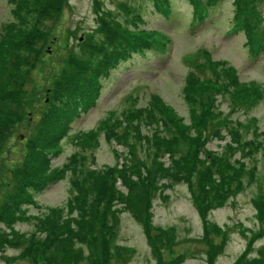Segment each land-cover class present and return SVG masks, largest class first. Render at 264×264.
Listing matches in <instances>:
<instances>
[{
	"label": "rangeland",
	"instance_id": "obj_1",
	"mask_svg": "<svg viewBox=\"0 0 264 264\" xmlns=\"http://www.w3.org/2000/svg\"><path fill=\"white\" fill-rule=\"evenodd\" d=\"M240 9V22L249 14L258 19L263 42L254 57L246 21L235 25ZM118 29L150 43L135 50L119 36L115 47L124 53L102 68L96 102L70 110L44 155L45 172L58 175L20 190L17 171L41 134V119L61 107L58 86L70 56L96 65L100 59L87 46L101 45L104 34L116 42ZM0 44L29 50L33 59L23 68L28 72L13 131L0 148V264H264V0H0ZM202 88L210 95L195 99ZM230 93L245 96L247 104L233 102ZM63 94L64 107L74 103ZM202 108L197 116L212 127L197 133L194 111ZM168 119L177 127L166 125ZM186 127L183 139L179 130ZM155 132L160 139L176 135L175 157L186 152L181 167L189 165L188 157L194 165L188 179L179 173V179L143 182L129 168L130 143L148 150ZM149 154L146 162L171 161L167 152ZM108 169L110 195L91 202L92 178ZM207 169L212 180L203 193L196 183ZM146 185L153 190L143 204L144 223L126 202L139 199ZM54 218L71 232L65 243L56 234L46 241L38 228ZM143 224L165 232L157 244L153 240L154 249ZM209 241L219 243L212 252Z\"/></svg>",
	"mask_w": 264,
	"mask_h": 264
},
{
	"label": "trees",
	"instance_id": "obj_2",
	"mask_svg": "<svg viewBox=\"0 0 264 264\" xmlns=\"http://www.w3.org/2000/svg\"><path fill=\"white\" fill-rule=\"evenodd\" d=\"M155 1V0H154ZM57 11V10H55ZM241 13V9L239 12H237L236 15V26H242V22L246 21V28L243 27L246 30L247 38L249 40L248 47L250 48V57H254L253 53H256V49L260 47V41L258 36V19L255 21V17L251 16L250 14L248 16H245L242 21H239V15ZM51 16H56V13L53 12ZM54 18V19H55ZM255 22H251V21ZM249 24V26H248ZM250 27V29H248ZM233 28V27H232ZM231 28V29H232ZM110 31V30H109ZM232 31V30H230ZM118 32V33H116ZM116 42L111 41V37L109 34L102 35L100 39L106 38L101 45L97 47L96 41H93L90 45L87 46L86 50H89L96 58H99L100 60H97L95 63L96 65L88 66L84 65L85 62L78 61L73 58V55L70 56V63L65 67V71L63 73V76L61 78L60 84L58 86V91L62 92V94L58 93L60 95V106H53V109L49 111V113L44 116L41 119V134L38 137V139L35 142H32L30 144V152L28 154V158H25L22 166L18 169L17 174L21 176V187L20 190H23L26 183H31V185H43L45 181L53 179L56 175H58L57 172L53 173H46L45 172V153H47L49 149L50 143H52L53 140H55L61 133L63 132L64 126L61 128V120H63L65 117H69L71 115L70 110H76L79 111L78 108L86 109L87 107H90L93 103L96 102V97L98 96L99 90H101L102 83L99 82V74L101 73L102 68H105L111 61H115L121 58V55L124 52H121L124 50L123 46H120L118 48L115 47L117 45L119 36H122V42L126 44V47H131L132 49H138L137 45L144 46L147 45V43H150L149 39L145 36H134L128 33H125L124 31L119 32V29L116 30ZM125 33V34H124ZM6 46L0 44V148L3 146L7 138L11 135L14 127V116H16L15 110L17 102L18 95L22 91V87L24 84L26 73L28 72V69H25L23 71V68L32 67V61L33 59L30 58V51L29 50H23L20 51L17 49V46L13 47L10 50H5ZM120 49V52H119ZM143 56V52H137ZM257 54V53H256ZM88 61V60H87ZM89 62V61H88ZM80 85V86H79ZM206 85V84H205ZM189 87L188 82L186 83V88ZM80 88L79 90H77ZM204 91V92H202ZM259 92V90H257ZM67 94L68 96H72L74 99V103L68 102V106L64 107L63 99L64 94ZM204 93L206 96H209V90L207 88H202L200 92H198L195 99L204 100ZM229 97L233 102H237L239 104H247V99L245 96H239L234 95L232 93L229 94ZM238 97H241L240 99ZM8 104H13V106H10ZM229 104H232L230 102ZM69 108V109H67ZM195 120L193 123L197 124V126H192L197 130V133H205L212 125L208 122L204 123L205 118L204 117H198L197 115L203 114V108L201 110V113H195L194 111ZM162 118L161 116H159ZM203 120L204 124H199V119ZM163 119V118H162ZM156 121L155 119H153ZM169 120V119H168ZM165 120L164 122L167 124H173L175 128L177 127L178 122H175L174 120ZM14 123V124H13ZM169 128V127H167ZM170 129V128H169ZM184 129L186 128H180L179 132L182 135V138L184 139L185 135H183ZM172 132H174V128L170 129ZM155 135L151 141H148L150 143L151 148L148 150L143 149L142 145L138 143H130L131 147V155L130 158V164L129 168L133 166V168L136 169L135 172H139L138 179L143 182H155L157 177H166L170 180L172 179H179V177L182 175L186 179L189 178V174L192 173V167H194L193 162L190 157L189 165H184L183 167L181 164V160L186 157V152L181 153L178 157H175V151L172 149L173 145H175L178 153V146L173 140L175 138V134L171 135L170 137H167L164 135L165 138H157L160 136L159 133L155 132ZM188 139V138H187ZM170 140V141H169ZM155 151H154V149ZM227 151V148H225L224 153ZM153 152L154 156L161 155L160 152L165 153L167 152L169 156H171V161L165 165L163 162H160L157 158L151 159L150 162H146L145 160L150 157L151 155L149 153ZM144 154L145 157H141L139 155ZM37 155L40 156V158H37ZM35 156L36 160L30 161V158ZM163 156V155H161ZM75 159V157H74ZM76 160L78 161V158L76 157ZM140 164H137L139 163ZM136 164V165H135ZM82 168L80 171H83V165L84 163H81ZM152 169V171H151ZM94 171V170H93ZM113 169H108L106 175H103L102 177L99 176V178H92V181L95 183L96 191H95V198L91 200V202L95 201L97 198L100 197V199H107V197L110 195L109 189H112L111 186L107 184V182L104 180L107 178V176H111V172ZM121 171V170H120ZM88 172V170H87ZM115 172H117L115 170ZM134 173V172H132ZM180 173V176H179ZM205 178L201 175L197 179L196 187L200 190V192L209 191V188L211 186L212 180L210 177V171L207 169V175L204 173ZM91 175H84L85 178L90 177ZM124 177V176H123ZM103 178V179H102ZM119 178V177H118ZM209 178V179H208ZM104 180L106 183V186L103 188L101 181ZM125 181V180H124ZM136 181V178L134 177L133 181L130 182V185H133ZM79 179H75V183L78 184ZM126 182V181H125ZM128 186V185H127ZM145 192L142 194V196L138 199H135L134 202L129 201L126 202V204L132 209L135 216L139 218V216H142V220L144 223L147 221L145 219V206L143 205L144 202L147 201V195L148 192L153 190L152 186L146 185L145 186ZM108 190V191H107ZM111 192V191H110ZM123 196L122 194H120ZM201 195V193H200ZM203 196V195H201ZM221 196V194L217 195ZM116 199V198H115ZM126 199V198H125ZM217 199V198H216ZM17 198L11 199L12 202H15ZM208 200V198H206ZM81 197L78 195L75 196L74 203H77L80 206ZM140 202V203H139ZM201 204L205 205V200L201 199ZM59 211V210H58ZM143 227L145 229V233L149 239V244L152 249H154L155 244L154 241L157 242L160 240L161 235L164 234V231H155L151 232L150 228H147L145 224H143ZM38 228L41 231V233L45 236V240H52L53 236L56 234L60 236L63 239V243L66 242V239L68 236H70L71 232L69 228L67 227L66 223L64 225L60 224L57 225V219L54 218V221H45L43 219L40 222V226L38 224ZM211 235L216 234V230L209 229ZM160 235V236H159ZM211 241L212 238L210 237ZM164 242L163 245H170L169 241L167 239H162ZM209 241V245H207V249H210L211 252L217 248L216 245L219 243L217 242H211ZM173 242V240H172ZM61 243V244H63ZM60 244V246H61ZM60 250H58L59 252ZM92 252V249L91 251ZM241 264H249L247 260L243 259V262Z\"/></svg>",
	"mask_w": 264,
	"mask_h": 264
}]
</instances>
